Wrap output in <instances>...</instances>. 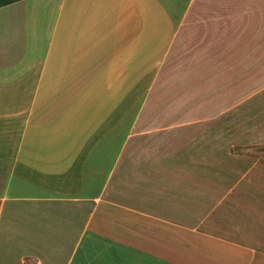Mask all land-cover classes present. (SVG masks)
Here are the masks:
<instances>
[{
  "label": "crops",
  "instance_id": "1",
  "mask_svg": "<svg viewBox=\"0 0 264 264\" xmlns=\"http://www.w3.org/2000/svg\"><path fill=\"white\" fill-rule=\"evenodd\" d=\"M194 1L0 8V264H264V167L150 133Z\"/></svg>",
  "mask_w": 264,
  "mask_h": 264
},
{
  "label": "rangeland",
  "instance_id": "2",
  "mask_svg": "<svg viewBox=\"0 0 264 264\" xmlns=\"http://www.w3.org/2000/svg\"><path fill=\"white\" fill-rule=\"evenodd\" d=\"M163 87L157 108L168 114L150 133L171 142L173 156L264 167L256 163L264 159V0H195L161 71Z\"/></svg>",
  "mask_w": 264,
  "mask_h": 264
},
{
  "label": "trees",
  "instance_id": "3",
  "mask_svg": "<svg viewBox=\"0 0 264 264\" xmlns=\"http://www.w3.org/2000/svg\"><path fill=\"white\" fill-rule=\"evenodd\" d=\"M21 0H0V8L1 7H5L7 5H10V4H13V3H16V2H19Z\"/></svg>",
  "mask_w": 264,
  "mask_h": 264
}]
</instances>
